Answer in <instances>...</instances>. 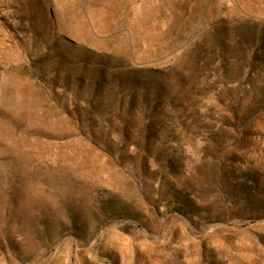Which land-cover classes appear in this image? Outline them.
Here are the masks:
<instances>
[{
    "label": "rangeland",
    "instance_id": "obj_1",
    "mask_svg": "<svg viewBox=\"0 0 264 264\" xmlns=\"http://www.w3.org/2000/svg\"><path fill=\"white\" fill-rule=\"evenodd\" d=\"M0 264H264V0H0Z\"/></svg>",
    "mask_w": 264,
    "mask_h": 264
}]
</instances>
